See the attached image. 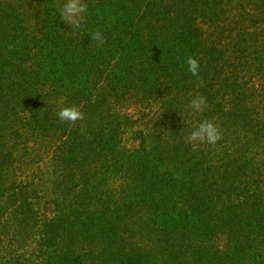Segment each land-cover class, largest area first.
Listing matches in <instances>:
<instances>
[{
    "label": "trees",
    "instance_id": "trees-1",
    "mask_svg": "<svg viewBox=\"0 0 264 264\" xmlns=\"http://www.w3.org/2000/svg\"><path fill=\"white\" fill-rule=\"evenodd\" d=\"M85 2L74 32L62 0H0V264L121 260L116 228L134 223L140 204L161 211L159 224L205 235L201 203L187 204L232 190L233 209L248 215L231 264H264V0ZM197 96L207 107L193 113ZM70 106L82 120L58 118ZM201 121L250 136L207 187L195 180L214 147L187 141ZM129 133L137 150L123 145Z\"/></svg>",
    "mask_w": 264,
    "mask_h": 264
},
{
    "label": "rangeland",
    "instance_id": "rangeland-1",
    "mask_svg": "<svg viewBox=\"0 0 264 264\" xmlns=\"http://www.w3.org/2000/svg\"><path fill=\"white\" fill-rule=\"evenodd\" d=\"M223 130H220V143L217 141L213 145L212 155L209 156V159L202 167L203 174L206 175L199 174V177H196L195 180L196 184H204L207 187L214 180L215 182L218 179L220 180V176H222L224 167L228 162V158L224 157L223 154L235 150V140L240 139L244 143L247 137H250L245 132L241 134L227 132L226 134ZM123 145L133 151L138 149L139 141L132 139L129 133L124 138ZM201 145L209 149L206 143L199 146ZM210 146L212 147V145ZM247 148L249 151L252 149L249 146ZM258 158L260 159L261 156ZM217 169L221 173H216ZM210 171H215L216 174L206 177V180L205 176H208ZM213 176H215L214 180L212 179ZM184 182H187V180ZM180 184H182L181 181ZM204 193L197 198L191 199L186 208L191 206L196 200L201 203V209L205 210L202 221L210 228V231L206 232L205 235L196 226L187 227L185 224L176 225L169 222L159 224L155 217L161 211L156 207L153 208V212H148L142 207L143 204H140L138 211L134 213V223H128L125 220L116 228L118 238L124 241L121 245V253L124 257L121 259L123 264H170L169 261L173 258V255L176 258L173 264H231L234 256L228 251L233 252L239 246L241 238L238 235V230L241 229L243 222H246L248 213L246 210L240 213V211L233 209V206L237 204L236 200L240 198V193L237 190H232L222 198H217L209 192ZM184 203L185 200L182 198L177 200L178 208L184 206ZM165 206V204H161L160 207L164 208ZM169 206L171 205L169 204ZM48 214L51 216L52 211L49 210ZM124 214L125 212L121 213V215ZM238 216H241L243 222L239 221ZM234 219L235 222L233 223ZM222 230L226 234L222 233ZM167 239L168 242L165 243ZM176 239L182 240L181 245L173 251L169 250V245L174 247L175 243L173 244V242ZM177 255L179 258H177ZM110 260L111 264H119L118 262L121 261L115 258Z\"/></svg>",
    "mask_w": 264,
    "mask_h": 264
},
{
    "label": "clouds",
    "instance_id": "clouds-1",
    "mask_svg": "<svg viewBox=\"0 0 264 264\" xmlns=\"http://www.w3.org/2000/svg\"><path fill=\"white\" fill-rule=\"evenodd\" d=\"M89 14L88 4L85 0H62L59 17L62 23L67 24L74 32L80 30L87 23ZM91 40L97 46L104 44L102 31L96 30L90 33ZM187 70L196 76L199 73V62L188 57L185 61ZM188 107L193 113H200L207 107V101L202 96L190 100ZM61 121L75 122L83 119V113L78 106L62 107L57 113ZM221 139V131L218 125L212 121H201L196 124L187 136V141L195 150L200 144L215 145Z\"/></svg>",
    "mask_w": 264,
    "mask_h": 264
}]
</instances>
